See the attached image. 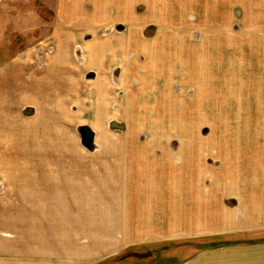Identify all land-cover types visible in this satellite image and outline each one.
Returning <instances> with one entry per match:
<instances>
[{"label":"rangeland","instance_id":"374dc122","mask_svg":"<svg viewBox=\"0 0 264 264\" xmlns=\"http://www.w3.org/2000/svg\"><path fill=\"white\" fill-rule=\"evenodd\" d=\"M34 1L0 0V73L7 60L46 30L35 10L29 11ZM76 2L85 6L88 1ZM133 2L137 5L132 25L139 28L138 35L142 40L157 37L149 40L146 52L136 54L133 46L110 57L107 67L114 86L106 98L118 102L107 103L108 121L94 124L81 111L76 113L81 109L75 102L80 99L73 93L76 87L66 90L73 101L71 116H63L57 101L51 104L59 107L53 113L58 119L43 116L50 114V103L37 95L35 73L19 69L14 75L17 66L10 71V86L17 84L2 89L9 102H0V264H77L63 254L67 233H54V176L68 175L67 165L84 158L80 145L102 143L98 135L102 130L123 134L127 143L160 149L180 146L181 154L197 157L192 165L202 167L203 175L239 171L264 176V0ZM60 13L64 19L66 11ZM88 23L82 18L75 21L76 28H88ZM128 27L118 23L108 31L118 35ZM88 29L85 43L94 39ZM117 43L120 40L112 45ZM81 44L71 49L77 63L88 56ZM98 48L106 50L109 45ZM89 64L82 73L85 90L100 103L95 83L104 72L98 63ZM67 96L62 97L68 100ZM54 243L60 257L54 256ZM200 257V264L216 259L211 253ZM142 259L151 264L167 261L158 253Z\"/></svg>","mask_w":264,"mask_h":264},{"label":"crops","instance_id":"0c3cea01","mask_svg":"<svg viewBox=\"0 0 264 264\" xmlns=\"http://www.w3.org/2000/svg\"><path fill=\"white\" fill-rule=\"evenodd\" d=\"M76 1L57 0L54 4V0H35L45 6L43 12L30 4L29 11L35 10L46 30L3 64L1 104L6 100L2 89L16 87V81L10 86V71L17 66L14 75L20 73L19 69L35 73L37 95L51 107L50 114L46 111L43 116L58 119L53 113L59 107L53 108V101L63 106V116H71L73 101L66 90L76 87L73 93L80 99L75 102L77 108L79 104L81 107L76 113L81 111L94 124L108 121L111 111L106 105L117 101L106 98L111 97L114 86L111 68L107 67L113 60L110 57L133 46L136 54L146 52L149 40L157 35L147 37V41L138 35L139 28L132 25L137 5L134 0H87L85 6ZM61 9L66 11L64 19ZM79 18L90 22L89 29L76 28ZM118 23L129 27L118 35L108 31ZM86 29L94 33L90 43H85ZM115 40L120 44L112 45ZM81 41L88 56L86 62L77 63L71 49ZM107 44L106 50L98 48ZM92 45L98 46L91 49ZM96 63L104 72L95 83V94L99 93L103 105L92 99L91 90L86 92L82 74L87 70L85 65ZM27 86L32 87L30 83ZM83 95L87 98L81 101ZM98 135L102 143L79 146L84 158L67 165L71 170L68 175L54 176V233H67L63 254L77 261L72 263L99 264L125 255L108 264H151L134 255L151 251V256L158 253L166 259L164 264H186L194 257L197 259L189 264H200V256L205 253L215 255L211 264H264V176L240 175L239 171L224 176L203 175L202 167L192 165L197 157L185 151L181 154L180 146L161 145L160 149L127 143L123 134L112 130H102ZM219 240L221 243L215 242ZM55 248L54 243V256L60 257L62 253Z\"/></svg>","mask_w":264,"mask_h":264},{"label":"trees","instance_id":"16d2710c","mask_svg":"<svg viewBox=\"0 0 264 264\" xmlns=\"http://www.w3.org/2000/svg\"><path fill=\"white\" fill-rule=\"evenodd\" d=\"M34 6L39 10H42L43 9V11H45V6L43 5V4H40V3H37V2H34ZM123 258H125V255H122V256H116V257H114V259H112V260H120V259H123ZM111 259H108V260H106V261H103V262H101V263H99V264H108L109 262H111L112 261Z\"/></svg>","mask_w":264,"mask_h":264},{"label":"water","instance_id":"95a60500","mask_svg":"<svg viewBox=\"0 0 264 264\" xmlns=\"http://www.w3.org/2000/svg\"><path fill=\"white\" fill-rule=\"evenodd\" d=\"M152 252L148 251V252H135L134 255L137 257H148L151 256Z\"/></svg>","mask_w":264,"mask_h":264}]
</instances>
